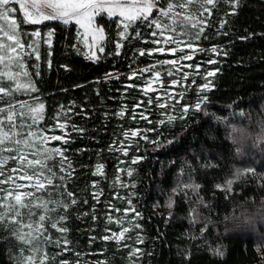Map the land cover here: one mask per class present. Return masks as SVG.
I'll return each instance as SVG.
<instances>
[{"label": "trees", "instance_id": "trees-1", "mask_svg": "<svg viewBox=\"0 0 264 264\" xmlns=\"http://www.w3.org/2000/svg\"><path fill=\"white\" fill-rule=\"evenodd\" d=\"M167 2L163 0L164 5ZM220 7L215 12L219 19L207 28L203 43L219 45L227 53L221 52L213 65L214 87L206 93L209 103L159 138V144L143 145L137 153L143 159L130 168L131 200L143 216L136 217L135 225L140 227L130 232L129 242L142 250L138 256H130L131 248L123 243L96 235L104 219L95 214L100 205L90 193L96 181L114 200L118 156L110 145L133 126L127 122L129 116L117 119L116 108L129 82V70L151 61L139 55L134 40L124 42L119 56L113 54L119 39L117 20L106 15L98 17L106 34L98 60L80 50L76 23H22L27 32L54 30L51 47L47 42L38 44L40 60L30 71L33 96L43 101L48 118L68 107L76 128L85 129L73 131L64 144L75 168L68 189L79 201L68 213L67 236L74 249L69 254L74 255H64L66 264H264V0H240L236 14L228 17L224 12L229 10ZM221 18L228 20L221 30L228 35L217 34ZM106 73L120 75L106 78ZM100 163L104 175H93ZM247 167L255 168L258 175L236 181L231 194L216 188L233 179L237 169ZM191 182L200 185L198 192L183 188ZM198 197L209 207L199 208L200 222L193 224L191 209L197 207ZM170 199L172 208L167 206ZM205 217L208 228L201 235ZM141 238L143 243L138 242ZM217 246L224 250L222 258L211 254ZM16 250L15 237L0 224V264H21ZM186 253L190 258H185Z\"/></svg>", "mask_w": 264, "mask_h": 264}, {"label": "rangeland", "instance_id": "rangeland-1", "mask_svg": "<svg viewBox=\"0 0 264 264\" xmlns=\"http://www.w3.org/2000/svg\"><path fill=\"white\" fill-rule=\"evenodd\" d=\"M25 2V0H11L8 8L15 9V11L8 13V19H0V56H3L4 59L0 60V87L5 88V92H0V137L3 136L4 133H8L10 139H6L4 144H0V159H4L13 155H17L18 151L27 154L29 158H33L31 156V152L33 149L29 147H24L23 145H16L14 143L17 139H23L28 132H34L37 134L46 135L48 139V143L45 145L46 148H65L64 142L62 140H52L53 136H63L67 140L70 139V134L75 131L73 126L76 128V124L72 121L71 118V110L68 107H62L60 112H58L55 116L48 118L45 113V105L39 97L33 96L35 91L32 90V87L29 85H35L32 82L30 77V71L32 67H35L37 64L36 52L38 51L39 43H46L50 37L47 36V31L42 32L39 28L35 30H29L27 32V28L22 26V23L25 25H29L31 23H24V10L21 9L20 4ZM137 0H122V4L125 5H134ZM163 4V0H160ZM37 5L39 6V0H37ZM229 10L226 5H223V8ZM198 9V5L193 4L189 9H175L176 12H181L187 14L189 12H196ZM29 10L35 11L30 4ZM100 15L107 14H99L95 15L93 18L92 27L89 28L87 26V21H84L85 27H81L74 20L78 26V44L80 50L87 56H91L92 52H96V55L100 57L103 53L97 51L100 46L104 47L105 42V30L103 39L96 34L93 29L96 25H100L98 23V17ZM197 15L199 13L197 12ZM207 14L205 13V16ZM153 16L158 17V13L154 9ZM21 18V19H20ZM112 19H116L117 22L120 19L118 16L110 17ZM165 24L170 25L175 28V31H172L171 28L165 30L164 35H157L153 37L150 35L151 31H154V28L147 27V22L136 21L133 23L132 27L129 29L130 32H134L136 30L140 31L142 34L141 39H129L134 40L136 42L138 49H155V48H165V49H176V51L170 52L165 51L161 52H153L152 55H144L151 62L148 65L140 66L138 68H132L127 73V77L131 75L133 71H136L137 78L129 80L126 83V88L121 91L120 94V104L116 108L115 115L117 119L121 120L129 118L127 122L131 123L133 126H130L124 131L129 129H140L141 135H146L149 140H153L157 138V140L161 137H164L170 133V129L174 128L175 125L179 124L181 119H176L173 123H167L168 116H180V106L181 105H192L195 104L198 100L199 86L205 83V77L207 72L215 70L213 69L214 63H209V61L217 60L219 54L214 53L211 49L219 45H204L203 43L208 39L206 35L207 28L205 29L204 34L199 38L195 39V34L197 32V28L191 27V25L185 24L180 25L179 23L173 25L172 20L167 17H158ZM151 19V18H150ZM219 19L218 14L213 13V17L211 20L212 25ZM12 20L17 22V28L15 30V34L21 43L26 45L25 48H16L15 52L11 51L10 45H13V41L7 39L6 33L12 32V28L10 23ZM47 21V20H45ZM43 21L42 23H44ZM40 23V24H42ZM39 31L40 36H33L32 33ZM95 35V40H93V36ZM169 36H174L179 43H161L159 45L151 43L152 40H166ZM206 37V38H205ZM26 39H29L26 41ZM144 41H148L145 43ZM126 42V41H125ZM191 42L192 44L198 46L197 51L192 52L191 49L186 47V44ZM27 45H32V47H27ZM220 48V47H219ZM183 49V51H180ZM186 54H191L193 59L186 60L181 59ZM94 59V58H93ZM175 60L177 63L175 65L164 63V61H172ZM188 65H196L197 67H188ZM143 70V71H141ZM156 73H159V77H156ZM187 74V78L184 76ZM212 77H207V80L212 82ZM128 79V78H127ZM128 85H134L133 87H127ZM149 86V91L145 93L144 88ZM182 94V96H181ZM153 98L152 103H147L149 98ZM156 98H159L160 103H165L168 105L167 108H160L157 106ZM144 101L145 103L141 104L140 107H135L139 102ZM43 105V109H39V105ZM123 106H127V112L123 117H120L118 113L120 112ZM36 108L37 112H32L30 109ZM14 113L12 121L7 120V116L9 113ZM140 113H144V115L148 116V120L152 121L149 123L146 120L140 119ZM133 114L136 115V119H132ZM35 118V119H34ZM158 121H165V123L161 124ZM65 124V128L61 129L59 124ZM148 129H155V131H146ZM121 131L120 135L116 138V141H124L125 144H130L131 146L127 149L128 155L125 156L119 150H114L117 152L118 156V171L123 169L124 171H119L118 175L115 178L114 185V193L113 199L110 200L105 196V191L98 184L96 188L91 190L90 196L92 200L96 201L97 212L95 213L97 217L101 214L104 221L101 224V228L96 234L97 236L101 233V237L105 235H111V232L119 233L123 228L130 229L127 233H125V237H131L130 232L136 224V216L132 212H128L125 214L123 211L129 207H134L133 202L131 206L127 203V201L131 200V178L126 174L127 170L131 168V160L133 157H137V153H139L140 148L148 143V140L141 139L140 137L132 138L130 140L125 141L123 136V132ZM156 133V134H155ZM155 134V135H154ZM35 139V138H31ZM115 141V142H116ZM114 148H118L119 145L112 144ZM6 148H12L18 151L8 152L4 151ZM139 148V150H137ZM66 155V153H65ZM67 156V155H66ZM58 157L55 160L48 161V164L52 166V171L57 174V178L54 179L55 184L62 183L58 177L60 175H64L59 171ZM101 164V163H100ZM103 165V164H102ZM20 165L18 161L8 159L4 168L0 169L3 171V175L0 176V180H7L9 176L13 178L15 184H29L34 183V181H25L20 180L18 177L22 175V172H12L11 169L17 168L19 169ZM104 171V167H103ZM104 173V172H103ZM48 174L47 172L45 173ZM74 176V174H73ZM101 176V175H98ZM117 177H119V181H117ZM121 182L124 186H121ZM14 184L12 181H9L5 184H0V189L13 190ZM98 190H102V195L99 196V200L93 198L92 193L97 192ZM21 192H34L33 188H22L18 189ZM63 191V189H60ZM51 196L45 192H35V197H39L43 200H57V199H66L65 197H61L55 188L50 189ZM4 195L3 191H0V197ZM35 197L33 199H35ZM132 201V200H131ZM49 207H53V205L49 204ZM74 209V206H73ZM119 209L120 211H116ZM72 210V209H71ZM3 211V209H0ZM33 212L37 214V216L32 217L35 220L39 214H42V209L33 208ZM24 220L25 222H29V217L27 215V210H24ZM63 214V210L60 209L56 212H51L49 215L53 219H56L59 215ZM111 217V219H109ZM3 225V224H1ZM4 226V225H3ZM11 228H15V225H11ZM6 230H8L11 234V231L4 226ZM106 229L110 231H106ZM27 231V229H25ZM12 235V234H11ZM46 235H51L54 239L60 237V233L55 229H52L48 226V232ZM14 237V236H13ZM92 237V236H91ZM68 239V236H67ZM17 241V250L15 253V258L21 263L23 261V257L25 256H34L35 264H40V258L47 253L48 259L45 260L44 264H60L61 261L67 262L64 260V255L73 253L74 249L71 247L70 243L67 247L69 250L61 251L60 247H57L52 243H45L44 238L40 237L38 241H34L33 245H25L20 241ZM69 240V239H68ZM70 241V240H69ZM115 241V240H113ZM131 238L120 241L124 245L127 244L132 250L137 249L136 244H131ZM31 247H36L39 249L37 252H32L30 250ZM23 249V254H21V250ZM71 257L74 254H69ZM131 256V252L129 253ZM86 255L82 254L81 257H85ZM54 257V259H53ZM79 261H81L79 259Z\"/></svg>", "mask_w": 264, "mask_h": 264}, {"label": "snow or ice", "instance_id": "snow-or-ice-1", "mask_svg": "<svg viewBox=\"0 0 264 264\" xmlns=\"http://www.w3.org/2000/svg\"><path fill=\"white\" fill-rule=\"evenodd\" d=\"M11 0H0V19H8V13L15 11V9L8 8L7 6ZM19 2V0H18ZM30 6L35 9V11L29 10ZM193 4L198 5V9L196 12H189L187 14L176 12L175 9H189ZM221 5H226L229 8V11L224 12V17H228L231 15H235L237 9L240 6V0H168L166 5H160V0H137L134 5H125L122 4V0H39V6L37 5V0H25L20 4L21 9L24 10V23L31 24H40L45 20H61L65 25H67L70 21H75L81 27H85L84 21H87V26L89 28L92 27L93 18L95 15L99 14H107L109 17L118 16L120 19L117 22V39L115 43V52L114 55L119 56L120 50L125 47V41L129 39H141L142 34L140 31L136 30L134 32H130L129 29L132 27L133 23L140 20L143 22H147V27L154 28V31L150 32V35L156 37L157 35L163 36L165 30L171 28L172 31H175L174 27H171L168 24H165L158 17H167L172 20V24L175 25L179 23L180 25H191L193 28H197V32L195 34V39H199L205 32V29L212 26L211 20L214 12L221 11ZM154 9L158 13L157 16H153ZM197 12L199 15H197ZM205 13L207 14L205 16ZM151 18V19H150ZM228 20L225 18H221L219 21V29L217 30L218 35H228L227 32L221 31L225 28ZM12 28V32L6 33L7 39L13 41V45H10L12 52L16 51V48H25L26 45L20 42L15 34V30L17 28V22L12 20L10 23ZM93 31L98 34L101 39L104 36V28L101 25H96ZM54 34V30H49L47 33L48 37H51ZM33 36H40V32L36 31L32 33ZM95 35L93 36V40H95ZM206 38V37H205ZM248 37H240V39H247ZM148 43V41H144ZM49 47H51V40L47 41ZM153 44H161V43H179L175 39L174 36H169L166 40H152ZM0 47H3L0 45ZM27 47H32V45H27ZM188 49H191L192 52L197 51L198 46L192 44L191 42L186 44ZM104 47L100 46L97 51L100 53L104 52ZM175 52L176 49H165V48H155V49H138V53L140 56L144 55H152L153 52ZM183 51V49H180ZM212 52L220 54L223 52V49L214 46L211 49ZM223 54H227L223 52ZM49 55L51 53L49 52ZM89 59L98 60L100 57L96 55V52H92L91 56H88ZM4 57L0 56V60H3ZM36 59L40 60V55L38 51L36 52ZM181 59L191 60L193 56L191 54H186ZM164 63H169L175 65L177 61H164ZM209 63H216L215 60L209 61ZM49 67H51V61H48ZM39 66L37 65V68ZM66 67V66H65ZM188 67H197L196 65H188ZM143 71V70H141ZM36 75H39L37 71ZM120 74L106 73V78H119ZM156 77H159V73L155 74ZM215 72L209 71L205 77V83L199 86L198 100L195 104L192 105H181L180 106V116H168L167 123H173L176 119H186L190 118L193 112H201L204 111L205 106L209 103V97L206 94L211 91L214 85L211 81L207 80V77L214 76ZM129 80L137 78L136 71H133L131 75L127 77ZM184 78H187V74H185ZM32 87V90L35 91V87L33 85H29ZM134 85H128L127 87H133ZM5 88L0 87V92H5ZM145 93L149 91V86L144 88ZM182 96V94H181ZM153 98H149L147 103H152ZM145 103L144 101L139 102L135 107H140L141 104ZM157 106L160 108H167L168 105L165 103H160L159 98H156ZM39 109H43V105H39ZM32 112H37L36 108L30 109ZM0 111H3L0 109ZM127 112V106H123L118 113L120 117H123ZM14 113H9L6 117L8 121H12ZM140 119L146 120L149 123L152 121L148 120V116L144 115V113H140ZM35 119V118H34ZM132 119H136V115L133 114ZM158 123H165V121H158ZM61 129L65 128V124H59ZM74 130L83 133L85 129L75 128ZM146 131H155V129H148ZM123 136L125 141L130 140L132 138L140 137L141 139L148 140L150 143L159 144L158 140H149L146 135H141L140 129H129L124 131ZM35 138V139H31ZM6 139H10L8 133H4L2 137H0V144H4ZM48 137L46 135L37 134L34 132H28L27 135L21 140L17 139L14 141L16 145H23L24 147H29L33 149L31 152V156L33 158H29L27 154L20 152L18 150L12 148H6L4 151L13 152L18 151L17 155H13L4 159H0V169L4 168L8 159L18 161L20 167L19 169L13 168L12 172H22L18 178L20 180L25 181H34V183L29 184H15V181L11 176L8 177L7 180H0V184L8 183L12 181L14 184L13 190L9 191L6 189H0V191L4 192V195L0 197V224H3L6 228L11 231L12 236H14L18 241L25 245H33L34 241H38L40 237L44 238L45 243L55 244L57 247L61 248V251H67L68 245L71 243L67 239V233L69 232V228L67 227V221L69 220L68 213L73 208V206L79 203L76 198V193L68 189V183L71 182L73 174L75 172V168L72 164L71 159L65 155L67 152L66 148H52L48 149L45 145L48 143ZM52 140H62L64 143H68V140L63 136H53ZM173 141H167V143H172ZM115 145H119L118 148H114L110 145V150H119L123 153V155L127 156V149L131 146L130 144H125L124 141H116ZM139 150V148H137ZM58 159L59 171L64 173V175H60L58 179L62 182L60 184H55L54 179L57 178V174L52 171V166L48 164V161ZM143 157H133L131 163L135 164ZM211 166V165H205ZM103 165L97 164L93 175H104L103 173ZM119 171H124L120 169ZM48 173L47 175L45 173ZM4 173L0 171V176ZM129 177L133 175V170L128 169L126 173ZM256 176L257 170L253 167H247L242 169H237L233 174V179L227 180L224 184L216 185V188L220 191H224L228 194L232 193V186L236 181L241 180L245 176ZM264 178V177H262ZM117 181H119V177H117ZM98 182L94 181L91 185L92 188L97 187ZM121 186H124L121 182ZM135 187V185H132ZM264 186V185H262ZM33 188L34 192H21L18 189L22 188ZM55 188L61 197H65L66 199H57V200H43L39 197H35V192H45L51 196L50 189ZM183 188L191 189L194 192H198L200 185L195 182H191L183 185ZM63 189V191H60ZM177 192V189L173 190ZM102 190H98L97 192L92 193L93 198L97 201L99 200V196L102 195ZM35 197V199H33ZM85 200L83 203H87ZM127 203L131 206L132 201L129 199ZM49 204L53 205V207H49ZM174 204V200H169L168 207L172 208ZM200 207H209L206 201L202 197H198V204L196 208L191 209V222L193 224L199 223L201 219V214L199 212ZM33 208L42 209V214H39L38 217L33 220L32 217L37 216L35 212L32 211ZM62 209L63 214L59 215L56 219H53L49 213L56 212ZM24 210H27V215L29 217V222H25ZM116 211H120L116 209ZM125 214L128 212H132L136 217L143 218L142 213L137 211L135 207H129L123 210ZM83 215H88V213H83ZM171 215V213H169ZM95 219V217H93ZM111 219V217H109ZM204 226L201 228V235L207 230L208 218L205 217ZM11 225H15V228H11ZM48 226L52 229H55L61 235L59 238H53L51 235H46L48 232ZM135 227L139 228L140 225L137 224ZM27 229V231H25ZM130 229L123 228L119 233L111 232V235H105L100 237L105 241L107 240H115L118 244L120 241L128 239L130 237H125V233H127ZM106 231H110L106 229ZM196 237H193L195 239ZM91 239H96V237H92ZM139 243H143V239L138 240ZM123 247H128L127 244L123 245ZM30 250L32 252L39 251L36 247H31ZM141 249H130L131 255L138 256L141 254ZM21 254H23V249L21 250ZM211 254L217 257H223L225 255L224 250L221 246H217L211 249ZM185 258H190V253L185 254ZM48 259L47 253L40 258V264H44L45 260ZM54 259V257H53ZM21 264H35L34 256H25L23 257V261ZM60 264H66L65 261H61Z\"/></svg>", "mask_w": 264, "mask_h": 264}]
</instances>
